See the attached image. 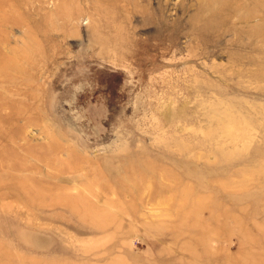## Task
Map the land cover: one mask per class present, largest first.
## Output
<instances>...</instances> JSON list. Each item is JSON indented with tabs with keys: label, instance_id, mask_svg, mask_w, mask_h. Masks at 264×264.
<instances>
[{
	"label": "rangeland",
	"instance_id": "374dc122",
	"mask_svg": "<svg viewBox=\"0 0 264 264\" xmlns=\"http://www.w3.org/2000/svg\"><path fill=\"white\" fill-rule=\"evenodd\" d=\"M0 264H264V0H0Z\"/></svg>",
	"mask_w": 264,
	"mask_h": 264
},
{
	"label": "bare ground",
	"instance_id": "6f19581e",
	"mask_svg": "<svg viewBox=\"0 0 264 264\" xmlns=\"http://www.w3.org/2000/svg\"><path fill=\"white\" fill-rule=\"evenodd\" d=\"M246 1H248V0H246ZM252 1V3H253V1H255V0H251Z\"/></svg>",
	"mask_w": 264,
	"mask_h": 264
}]
</instances>
